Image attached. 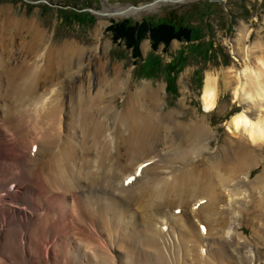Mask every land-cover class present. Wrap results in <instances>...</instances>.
Instances as JSON below:
<instances>
[{
    "label": "bare ground",
    "instance_id": "1",
    "mask_svg": "<svg viewBox=\"0 0 264 264\" xmlns=\"http://www.w3.org/2000/svg\"><path fill=\"white\" fill-rule=\"evenodd\" d=\"M0 21V264H264L239 228L253 209L264 241V43L234 51L244 108L212 148L206 117L163 113L160 91L108 69L105 46L56 48L36 21ZM217 85L209 75L207 112Z\"/></svg>",
    "mask_w": 264,
    "mask_h": 264
},
{
    "label": "rangeland",
    "instance_id": "2",
    "mask_svg": "<svg viewBox=\"0 0 264 264\" xmlns=\"http://www.w3.org/2000/svg\"><path fill=\"white\" fill-rule=\"evenodd\" d=\"M154 1L0 0V9H4L0 19L11 14L36 21L46 31L47 45L56 48L71 41L91 55L96 47L102 49L105 46L108 69L120 66L121 78L136 86L137 92L149 85L160 91L166 102L163 113L171 111L176 119L182 121H203L206 117V124L216 132L211 147L217 148L228 135L232 136L228 126L231 117L244 108L233 95L236 86L233 72L241 68L242 62L238 57L244 55L236 57L234 51L239 43L244 48L254 42L264 43V0H164L152 8H136ZM114 8L137 12L130 16L104 13L106 9ZM74 10L77 13H73ZM126 20L133 24L147 20L153 25L179 23L182 24L181 32L188 34L191 40L175 38L169 44L160 43L154 47L148 33L139 43L137 56V49L129 47L125 40H117L111 28ZM101 22L108 24L103 27ZM244 27L248 38L242 32ZM156 35L162 36L160 31ZM257 60V54H254L251 61L255 63ZM209 75L218 78V96L216 107L207 112L202 95ZM125 95L120 91L114 98L115 107L122 108L120 111L124 109ZM261 172L262 166L254 169L252 179ZM250 207L252 209V205ZM252 211L239 228L253 244L264 247V241L257 242L252 237L255 224L249 222V217H257Z\"/></svg>",
    "mask_w": 264,
    "mask_h": 264
},
{
    "label": "trees",
    "instance_id": "3",
    "mask_svg": "<svg viewBox=\"0 0 264 264\" xmlns=\"http://www.w3.org/2000/svg\"><path fill=\"white\" fill-rule=\"evenodd\" d=\"M73 13H77V11L74 10ZM181 25L182 24L171 22H166L162 25H153V23L149 22L148 20L144 21L141 24H133L130 21L126 20L121 24H117V26L113 25L111 28L112 31L116 34V38H118L117 40H125L129 47H134V49H137L136 55L139 56V43L148 35V33L151 34L154 47H157L160 43L169 44V42L175 38H185L187 40H191L188 34H183L181 32ZM159 31L161 32L162 36L156 35L159 33ZM174 71L175 70H173L172 72ZM172 78L175 79L174 77Z\"/></svg>",
    "mask_w": 264,
    "mask_h": 264
},
{
    "label": "water",
    "instance_id": "4",
    "mask_svg": "<svg viewBox=\"0 0 264 264\" xmlns=\"http://www.w3.org/2000/svg\"><path fill=\"white\" fill-rule=\"evenodd\" d=\"M160 1H164V0H156L153 3L141 5V6L136 7V8L139 9V10L147 9V8H150V7L154 6V5H156ZM177 1H184V0H177ZM130 8H132V7H130Z\"/></svg>",
    "mask_w": 264,
    "mask_h": 264
}]
</instances>
